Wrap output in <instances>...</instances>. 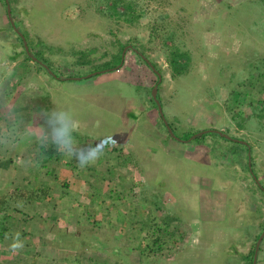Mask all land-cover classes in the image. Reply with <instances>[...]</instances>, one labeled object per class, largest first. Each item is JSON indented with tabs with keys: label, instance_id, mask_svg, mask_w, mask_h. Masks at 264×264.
<instances>
[{
	"label": "rangeland",
	"instance_id": "rangeland-1",
	"mask_svg": "<svg viewBox=\"0 0 264 264\" xmlns=\"http://www.w3.org/2000/svg\"><path fill=\"white\" fill-rule=\"evenodd\" d=\"M10 8L30 53L41 51L54 76L25 57L0 0V54L12 68L0 89L8 99L7 108L0 99V127L12 106L37 127L62 108L81 122V145L108 134L113 146L85 169L46 153L20 166L38 159L34 145L0 152V264H247L264 229L253 178L264 186V2L11 0ZM127 45L159 71L157 97L177 133L217 129L246 145L233 155L231 141L215 134L170 137L151 100L157 77L136 53L127 48L118 71L102 66ZM175 50L186 56L176 74ZM82 52L90 63L79 66ZM46 186L53 199L27 198ZM146 230L163 233L160 249H149ZM17 232L24 247L13 252ZM256 264H264V237Z\"/></svg>",
	"mask_w": 264,
	"mask_h": 264
},
{
	"label": "clouds",
	"instance_id": "clouds-1",
	"mask_svg": "<svg viewBox=\"0 0 264 264\" xmlns=\"http://www.w3.org/2000/svg\"><path fill=\"white\" fill-rule=\"evenodd\" d=\"M5 56L6 54H0V89L12 76V68ZM31 87L32 85H29V88ZM0 99L7 108V97ZM2 115L4 123L0 127V152L13 151L21 144L34 145L33 152L38 159L34 160L29 156L27 159L18 160L17 163L22 167L35 166L47 149L54 147L62 157L68 160L74 159L79 168L85 169L94 166L113 146V139L108 134L95 143L81 145L76 137V133L81 129V122L71 110L57 108L45 112L43 124L38 127L26 123L17 107L8 108ZM23 247L20 233L17 232L10 248L13 252H17Z\"/></svg>",
	"mask_w": 264,
	"mask_h": 264
},
{
	"label": "trees",
	"instance_id": "trees-1",
	"mask_svg": "<svg viewBox=\"0 0 264 264\" xmlns=\"http://www.w3.org/2000/svg\"><path fill=\"white\" fill-rule=\"evenodd\" d=\"M263 2H264V0H262ZM2 2H3V4H4V6L6 5L5 4V0H2ZM8 2H9V4H10V2H11V0H8ZM126 8L127 9H129V10H131L132 8H131V6L129 5V4H126ZM6 12V17H7V11H5ZM7 19H8V17H7ZM8 21H9V19H8ZM9 24H10V21H9ZM15 24V23H14ZM10 26H11V24H10ZM11 29H12V31L15 33V35L17 36V38L19 39V41H20V45L22 46V48H23V44H22V41H21V38L19 37V35L14 31V29L12 28V26H11ZM21 33L23 34V36H24V38L25 39H27V34H26V32H22L21 31ZM28 42V44L30 43V41H27ZM133 47V46H132ZM131 49V48H130ZM133 50V49H132ZM134 51V50H133ZM23 52H24V54H25V57L26 58H28V59H30V60H32L27 54H26V52H25V50H24V48H23ZM121 53H122V48L120 49V51H118V52H116L115 54H112L111 55V58H110V60L109 61H105V63H103L102 64V66L103 67H115V66H117V65H119L120 64V62H121ZM142 54V53H141ZM33 55H34V57L35 58H37V60L35 61L36 63H38L39 64V62H42V63H44L45 64V66H46V71L47 70H50L51 72H53L52 71V69H51V67H50V64H49V62L47 61V59L43 56V54H42V52L41 51H37V52H35V53H33ZM136 55H137V57L139 58V60L143 63V65H145L152 73H154V71H152V69L149 67V65L142 59V57L138 54V53H136ZM85 53H83L82 52V54L80 55V57H79V59L76 61V64L77 65H79V66H84V65H87L88 63H90V60L89 59H85ZM184 57H186L185 56V54L184 53H180L179 51H177V50H175V51H173L170 55H169V60H168V62H169V65H170V67L172 68V70L174 71V74H176V73H178V72H180L181 71V67L183 66V63L184 62H182L181 60H184L183 58ZM153 64V63H152ZM154 65V67H155V64H153ZM119 70V68L117 69V71ZM50 75H52V76H54V73H49ZM154 75H156L155 73H154ZM157 77V76H156ZM151 100H152V102L154 103V101H153V99L151 98ZM264 103V102H263ZM154 107L156 108V105H155V103H154ZM157 109V108H156ZM162 124H163V122H162ZM163 126H164V128H165V130H166V127H165V125L163 124ZM169 126H171L170 124H169ZM172 128V127H171ZM167 131V130H166ZM172 131H173V133L175 134V136L176 137H178V138H180V139H183V140H186V139H188L190 136H191V134H194V133H197L198 131H187V132H183V133H181V134H179V133H177L173 128H172ZM168 133V132H167ZM211 134H215V135H217V136H219V137H221L220 135H218V134H216V133H213V132H207V133H204V134H201V135H199V136H197V137H195L194 138V140L195 141H199V140H202L203 138H205V136H207V135H210L211 136ZM221 138H223V141H226V142H229V141H231L230 143H231V146H229L228 147V151L229 152H231V154H233V155H235L236 154V152H237V148H236V144L238 143L237 141H234V140H229V139H226V138H224V137H221ZM174 139V138H173ZM175 140V139H174ZM246 149H247V147H246ZM46 153V158L47 159H51V158H53L54 160H57L58 158H60V156H59V153H57V151L54 149V147H49L48 149H47V151L45 152ZM248 159V157H247V155H246V160ZM41 161H43V160H41ZM43 163V162H42ZM251 164H252V161H251ZM247 169L251 172L252 171V168L250 169L249 167H248V163H247ZM254 176V175H253ZM255 181V180H254ZM255 183H256V185H257V187L259 188V190H260V192L264 195V191H263V189H264V186H262L260 183H259V185L261 186V187H263V189H261L260 188V186L258 185V183L255 181ZM62 187L64 188V190L68 187V184L65 182V183H60L59 185H57L56 186V188H59V189H61L62 190ZM46 188H47V186H46ZM46 190H48L47 192H45V191H34L33 193H30L28 196H27V198L29 199V200H31V201H33V203H40V202H43V201H46L47 199H49L51 196L50 195H52V193H51V190H50V187H48ZM68 190V189H67ZM64 193H66V192H64L63 191V193H62V195H61V197H63V196H65L64 195ZM68 195V194H67ZM51 199H53L52 197L50 198V200ZM4 198H0V208L2 209V204H4ZM48 204V203H47ZM54 205V204H53ZM44 207H46V206H44ZM54 210H56V209H54ZM149 221L150 220H147V219H145V220H142L141 221V224L143 225V226H145V224H148L149 223ZM22 222V221H21ZM20 222V223H21ZM19 223V222H18ZM15 225V224H14ZM7 228L8 227H4L3 228V232H6V230H7ZM9 228H10V226H9ZM143 228V227H142ZM29 231V230H28ZM146 232L148 233V231L146 230ZM166 232H169L168 230L166 231ZM59 234V233H58ZM149 234V233H148ZM30 236V234L28 233V232H25L24 233V238H27V237H29ZM58 236V235H57ZM149 236H151V245H150V250H158V249H160L161 248V245L162 244H164L165 243V241L163 240V233L161 232V233H159L158 231H157V233L155 234L154 232H151V234H149ZM258 238V237H257ZM83 243H80V246L82 245ZM156 247V248H155ZM253 251L254 250H251L250 252H249V254L245 257L246 259H247V264H251L252 263V256H253Z\"/></svg>",
	"mask_w": 264,
	"mask_h": 264
},
{
	"label": "water",
	"instance_id": "water-1",
	"mask_svg": "<svg viewBox=\"0 0 264 264\" xmlns=\"http://www.w3.org/2000/svg\"><path fill=\"white\" fill-rule=\"evenodd\" d=\"M5 4H6V11H7V17L10 21V24L12 26V28L14 29V31L19 35V37L21 38V41H22V44H23V48L25 50V52L27 53V55L33 60V61H36L37 58L34 57L33 54L30 53L29 51V47H28V44H27V41L26 39L24 38L23 34L16 28L13 20H12V17H11V8H10V4L8 2V0H5ZM127 48H131L134 50L135 53H138L142 59L149 65V67L152 69V71H154V73L156 74L157 76V83L152 87L151 89V97L156 105V108H157V111L162 119V122L163 124L165 125L166 127V130L168 132V134L170 135V137L176 139V140H179V141H183L181 140L180 138L176 137L175 134L173 133L171 127L169 126L168 122L166 121L165 117H164V114H163V111H162V107H161V104H160V101L157 97V86H158V83L161 81V75L159 73V71L154 67V65L149 61V59L147 57H145L143 54H141L139 51H137L135 48L132 47V45H127L123 48L122 50V53H121V62L119 65H117L115 68L118 69L120 67V65L122 64L123 62V56L125 54V51ZM40 65H42L45 69H46V66L44 63L42 62H39ZM49 73L52 74V72L50 70H47ZM98 72H101V71H94L92 73H89L86 75V77H90ZM76 79H79L81 77H74ZM207 132H213V133H216L226 139H229V140H234V141H237V142H241L243 143L244 145H246V143L242 140H239V139H236V138H233L231 137L229 134L221 131V130H217V129H205V130H201V131H198L197 133H194L190 138H188L187 140L185 141H190L191 139H194L195 137L201 135V134H204V133H207ZM247 163H248V167L251 169V155H250V152L248 151L247 153ZM254 180L258 183L259 185V182L257 181V178L255 176H253ZM260 186V185H259ZM261 189H263V187L260 186ZM264 191V189H263ZM264 237V229L262 230V232L260 233V235L258 236L257 240H256V243H255V247H254V251H253V256H252V263L251 264H256V261H257V254H258V249H259V246H260V243L262 241Z\"/></svg>",
	"mask_w": 264,
	"mask_h": 264
},
{
	"label": "crops",
	"instance_id": "crops-1",
	"mask_svg": "<svg viewBox=\"0 0 264 264\" xmlns=\"http://www.w3.org/2000/svg\"><path fill=\"white\" fill-rule=\"evenodd\" d=\"M5 162L8 163V159H5V161H3V163H5Z\"/></svg>",
	"mask_w": 264,
	"mask_h": 264
}]
</instances>
